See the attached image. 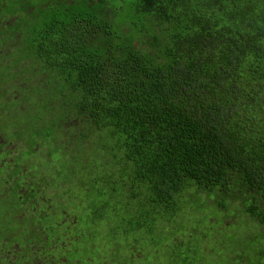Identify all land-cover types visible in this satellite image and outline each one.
I'll list each match as a JSON object with an SVG mask.
<instances>
[{"label": "trees", "instance_id": "1", "mask_svg": "<svg viewBox=\"0 0 264 264\" xmlns=\"http://www.w3.org/2000/svg\"><path fill=\"white\" fill-rule=\"evenodd\" d=\"M198 211L166 264H264V0H0V264H129Z\"/></svg>", "mask_w": 264, "mask_h": 264}, {"label": "rangeland", "instance_id": "2", "mask_svg": "<svg viewBox=\"0 0 264 264\" xmlns=\"http://www.w3.org/2000/svg\"><path fill=\"white\" fill-rule=\"evenodd\" d=\"M35 116L30 118V120H34ZM35 125V124H33ZM31 142L29 145V148L27 150V154L30 156H33L35 159L40 160L41 165L44 169L50 170L54 169L59 175H65L66 174V168L64 165V161L60 159L59 154L56 152L58 149H61L63 145H60L59 147H55V143L58 141H54L52 139H48L44 137L43 135V127L40 128H34L31 129ZM45 147H49L50 150H48ZM46 152H49L51 154V157L49 158L52 163L48 162V158L45 157ZM85 181L88 184H91V180L89 178H85ZM202 213L201 211H198L193 214H188L186 217H178L173 219L172 221L168 222V227L170 229V232L166 234L165 231H158L155 234V245H151L147 238L140 239V243L143 245L141 248L144 251L145 257L143 260H135L130 262L129 264H166V247L165 244L167 241H171L172 235L171 233H176V240L181 241L184 243V246H189L191 243H193L192 240H196L192 237L191 231L199 233L200 231H203L206 229V222L202 220ZM212 220H216L215 224H218L217 219L211 218ZM235 219L232 217H229L227 220H224L225 224L234 223ZM216 229L219 233L216 232L218 236H220L218 239L221 241L223 240V236L227 239L228 243L231 246H235L236 241V235L232 231V227L230 225H215ZM221 227V228H220ZM191 230V231H190ZM213 230V229H212ZM254 231H247L243 230L242 235L244 233H251ZM183 234V235H182ZM207 238V244L212 246L214 245V237L210 236ZM189 238V239H188ZM192 239V240H190ZM134 240L130 239L129 243H133ZM261 239H259L254 245L258 246ZM210 259H212L210 257ZM262 260L264 262V257H262ZM214 261L208 262V264H212Z\"/></svg>", "mask_w": 264, "mask_h": 264}, {"label": "clouds", "instance_id": "3", "mask_svg": "<svg viewBox=\"0 0 264 264\" xmlns=\"http://www.w3.org/2000/svg\"><path fill=\"white\" fill-rule=\"evenodd\" d=\"M39 164H40V166H41V162H40V160H39Z\"/></svg>", "mask_w": 264, "mask_h": 264}]
</instances>
